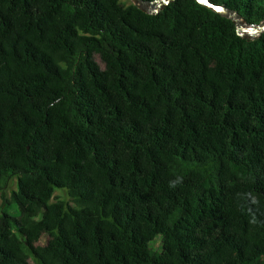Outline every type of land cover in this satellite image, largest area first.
Returning a JSON list of instances; mask_svg holds the SVG:
<instances>
[{"label":"trees","instance_id":"obj_1","mask_svg":"<svg viewBox=\"0 0 264 264\" xmlns=\"http://www.w3.org/2000/svg\"><path fill=\"white\" fill-rule=\"evenodd\" d=\"M125 2L0 0V264H264V30Z\"/></svg>","mask_w":264,"mask_h":264},{"label":"water","instance_id":"obj_2","mask_svg":"<svg viewBox=\"0 0 264 264\" xmlns=\"http://www.w3.org/2000/svg\"><path fill=\"white\" fill-rule=\"evenodd\" d=\"M133 5H136L139 10L145 12L147 14H154L158 10L162 9L172 0H157L154 2H144L141 0H130ZM197 2L211 8L212 10L216 11L221 17L231 20L235 30L237 31L239 36L245 38H252L249 37L250 34L258 35L261 31L264 30V20L256 27L254 26H245L240 20H238V15L234 12L228 11L223 9L222 7L211 6L204 0H196ZM240 23V24H239ZM246 34H242L245 33Z\"/></svg>","mask_w":264,"mask_h":264},{"label":"rangeland","instance_id":"obj_3","mask_svg":"<svg viewBox=\"0 0 264 264\" xmlns=\"http://www.w3.org/2000/svg\"><path fill=\"white\" fill-rule=\"evenodd\" d=\"M124 1V0H123ZM126 2L125 3H127V2H131L130 0H125ZM255 35H253L252 37H254ZM9 189H12V187L11 188H8V190L6 191L7 193H6V195H8V192H9ZM55 195H58L59 197H64V195H63V193H61V192H55L54 193ZM15 211H9L8 213H10V214H13ZM16 213V212H15Z\"/></svg>","mask_w":264,"mask_h":264},{"label":"bare ground","instance_id":"obj_4","mask_svg":"<svg viewBox=\"0 0 264 264\" xmlns=\"http://www.w3.org/2000/svg\"><path fill=\"white\" fill-rule=\"evenodd\" d=\"M239 24H240V23H239ZM242 34H244V35H245V34H246V32H245V33H242ZM252 36H253V34H250V35H249V37H252Z\"/></svg>","mask_w":264,"mask_h":264}]
</instances>
